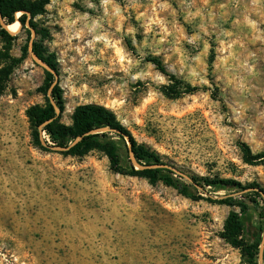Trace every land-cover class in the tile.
Segmentation results:
<instances>
[{"label":"rangeland","instance_id":"374dc122","mask_svg":"<svg viewBox=\"0 0 264 264\" xmlns=\"http://www.w3.org/2000/svg\"><path fill=\"white\" fill-rule=\"evenodd\" d=\"M30 19L11 43L0 34V264H245L221 233L249 190L192 176L264 189V166L242 150L264 152V0H48L36 29ZM34 43L55 66L51 87L31 53L2 72ZM56 87L62 123L81 104L111 109L188 194L115 170L101 149L37 147L28 110ZM253 222L264 264V218Z\"/></svg>","mask_w":264,"mask_h":264},{"label":"trees","instance_id":"16d2710c","mask_svg":"<svg viewBox=\"0 0 264 264\" xmlns=\"http://www.w3.org/2000/svg\"><path fill=\"white\" fill-rule=\"evenodd\" d=\"M47 3L48 0H0V34L4 40L11 43L15 37L3 24L9 26L19 21L23 27H26L31 16L30 26L36 29L33 19L44 10ZM22 51L20 57L9 55L10 65L2 72L8 75L13 67L22 63L30 54V45L25 46ZM33 51L55 70L54 64L40 54L36 43L33 45ZM148 60L154 63L160 71L166 72V67L159 57H151ZM46 73L47 85L51 87L54 73L48 70ZM196 88L188 86L173 96L178 98L185 93L194 92ZM58 108L63 110L61 94L56 87L46 106H33L28 110V116L33 126L32 138L37 147L72 156H83L91 150L101 149L106 153L115 170H125L130 175L143 174L154 179L160 178L165 184L178 189L183 194H188V190L182 188L180 182L172 175L162 174L165 163L160 155L143 144H139L111 109L95 103L81 104L73 112L72 124L67 125L59 120ZM100 128L109 130L92 133ZM242 150L243 160L246 163L264 166V152L253 154L250 148L244 144H242ZM131 152L136 162L144 169L134 165ZM192 180L203 190L208 187L214 192L249 190L240 193V198L235 199L234 203L240 207V212L232 211L229 214L221 237L233 247L241 250L243 258L246 259L245 264H260L258 254L262 232L254 225L253 217L264 218V189L257 183L243 186L238 180L219 176H192ZM235 197L237 196L232 195L230 199L234 200Z\"/></svg>","mask_w":264,"mask_h":264},{"label":"water","instance_id":"95a60500","mask_svg":"<svg viewBox=\"0 0 264 264\" xmlns=\"http://www.w3.org/2000/svg\"><path fill=\"white\" fill-rule=\"evenodd\" d=\"M3 25H4V27H5L8 31H10L9 28H8V26H7L6 24H3ZM10 32H11V33H15V32H13V31H10ZM30 53H31L33 59H34L39 65H41V66L44 67L46 70H48V71H50V72H52V73L55 74V70H54V69H53L48 63H46L42 58H40V57H39V56L33 51V45H32V44H30ZM108 130H109L108 128H100V129H97V130L92 131V133L105 132V131H108ZM131 159H132L134 165H135L137 168H142V167L136 162V160H135L134 155H133L132 152H131Z\"/></svg>","mask_w":264,"mask_h":264},{"label":"bare ground","instance_id":"6f19581e","mask_svg":"<svg viewBox=\"0 0 264 264\" xmlns=\"http://www.w3.org/2000/svg\"><path fill=\"white\" fill-rule=\"evenodd\" d=\"M20 24L18 21L14 22L13 24L9 25L8 28L10 31L16 32L19 28Z\"/></svg>","mask_w":264,"mask_h":264}]
</instances>
